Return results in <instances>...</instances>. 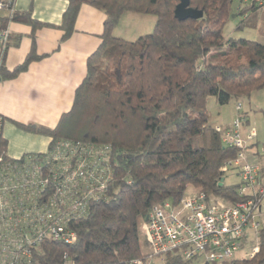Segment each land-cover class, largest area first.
Listing matches in <instances>:
<instances>
[{
	"label": "trees",
	"instance_id": "trees-1",
	"mask_svg": "<svg viewBox=\"0 0 264 264\" xmlns=\"http://www.w3.org/2000/svg\"><path fill=\"white\" fill-rule=\"evenodd\" d=\"M178 2L68 0L63 39L71 35L81 5H88L105 15L101 44L88 57L71 109L57 126L22 128L51 139L46 153L30 157L45 156L59 142L108 146V162L103 163L110 178L104 192L89 200L85 214L66 222L76 240H43L31 249L32 263L151 264L161 258V264H207L202 255L185 260L179 249L153 255L142 224L153 207L166 202L177 207L188 195L230 204L244 199L238 196L240 181L219 185L225 176L222 166L235 158L236 150L221 143L216 127L222 125L210 121L207 102L214 98L223 106L264 90V45L223 36L234 2L236 16L244 15L238 28L254 26L251 17L264 3L189 0L191 8L203 12L202 19L178 21L173 14ZM126 13L153 16L152 31L134 40L115 36ZM12 19L34 24L28 15ZM32 58L30 54L15 71L25 69ZM7 76L11 73L1 64L0 78ZM236 116L244 118L241 111ZM4 147L0 138L1 166L28 157L9 160ZM188 188L194 193L188 194ZM254 247L257 252L251 256L235 255L218 264H264V227L241 242L245 254Z\"/></svg>",
	"mask_w": 264,
	"mask_h": 264
},
{
	"label": "built area",
	"instance_id": "built-area-1",
	"mask_svg": "<svg viewBox=\"0 0 264 264\" xmlns=\"http://www.w3.org/2000/svg\"><path fill=\"white\" fill-rule=\"evenodd\" d=\"M13 6L14 0H0V11L6 10L10 20ZM10 33L8 27L0 29V66ZM235 110L241 111V106L236 104ZM244 122L236 116L227 127H216L221 143L236 150L221 171H237L238 196L244 199L207 202L198 194L184 197L177 207L167 202L153 207L142 224L153 255L179 249L185 260L202 255L207 264H218L240 253L242 240L264 227V140L254 145L256 132L244 131ZM109 153L108 146L59 142L41 158L28 156L23 163L5 167L0 159V264H34L31 249L43 240H76L65 224L83 216L89 200L104 192L110 175L103 162H108ZM256 252L254 247L244 256Z\"/></svg>",
	"mask_w": 264,
	"mask_h": 264
},
{
	"label": "crops",
	"instance_id": "crops-1",
	"mask_svg": "<svg viewBox=\"0 0 264 264\" xmlns=\"http://www.w3.org/2000/svg\"><path fill=\"white\" fill-rule=\"evenodd\" d=\"M67 6L68 0H14L15 15H28L34 24L10 20L6 10L0 11V29L8 27L11 32L1 63L11 76L0 78V138L9 160L48 151L50 137L22 127L52 130L57 126L60 117L71 109L74 93L86 74L88 57L101 44L105 15L88 5H81L71 35L63 39L62 18ZM139 16L124 14L114 35L121 37L122 24ZM30 54L33 58L26 68L16 72ZM242 115L243 130L248 131V118ZM263 140L256 132V143Z\"/></svg>",
	"mask_w": 264,
	"mask_h": 264
},
{
	"label": "rangeland",
	"instance_id": "rangeland-1",
	"mask_svg": "<svg viewBox=\"0 0 264 264\" xmlns=\"http://www.w3.org/2000/svg\"><path fill=\"white\" fill-rule=\"evenodd\" d=\"M232 8L234 11L232 15H234V17L230 18L224 26L223 36L225 38L246 39L264 45V5L259 10L258 14H254L251 17V22L256 20V24H252L254 26H244L242 28H238V26L244 15L236 16L238 8L236 2L232 4ZM133 18L135 19L134 21L131 20L122 24L121 37L125 39H135L134 37H139L140 35L152 31L155 24V18L153 16L140 15L139 17ZM236 104L241 106V112L248 118V129L255 130L258 133V139H262L264 137V90L252 93L249 98L241 99L238 102L231 101L223 106H219L214 98H209L207 102V111L210 116V121L212 123H220L219 125H221L222 122H231ZM223 181L225 185H235L239 183L237 171L230 170L227 172ZM187 193H194V190L188 188ZM244 255V252L236 254L237 257H243ZM161 261V258H155L152 260L151 264H161Z\"/></svg>",
	"mask_w": 264,
	"mask_h": 264
},
{
	"label": "water",
	"instance_id": "water-1",
	"mask_svg": "<svg viewBox=\"0 0 264 264\" xmlns=\"http://www.w3.org/2000/svg\"><path fill=\"white\" fill-rule=\"evenodd\" d=\"M178 4L174 9V18L178 21H185L188 19L191 20H200L203 17V12L189 6V0H178ZM234 17V16H232ZM223 179L219 185H222Z\"/></svg>",
	"mask_w": 264,
	"mask_h": 264
}]
</instances>
